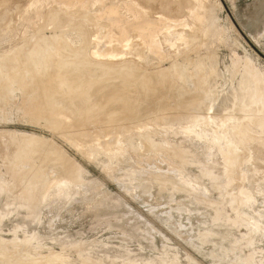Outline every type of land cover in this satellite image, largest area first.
I'll list each match as a JSON object with an SVG mask.
<instances>
[{
  "label": "rangeland",
  "instance_id": "1",
  "mask_svg": "<svg viewBox=\"0 0 264 264\" xmlns=\"http://www.w3.org/2000/svg\"><path fill=\"white\" fill-rule=\"evenodd\" d=\"M83 1L75 3L82 10L94 6L97 13L91 7L89 11L103 19L97 14L114 0ZM115 2L112 7H121ZM201 4L198 38L189 45L187 40H159L161 51L154 60L146 51L149 44L143 45L133 28L131 36L138 37L117 45V40L103 42L107 35L97 19L87 24L93 31L88 52H96L100 62H113L116 69L125 62L131 72L144 67L160 81L144 87L155 103L142 109L140 118L120 119L129 110L111 111L98 121L85 119L84 135L76 136V126L66 125L58 113H24L15 106L23 95L14 88L11 101L0 108V264H264V124L250 127L255 136L249 146L240 134L237 145L231 137L223 139L238 122L252 124L264 110L249 92L256 83L264 86V0ZM41 9L39 0H0V59L36 48L41 42L34 37L42 33L82 47L84 39L72 29L52 32L53 21L51 26L48 19L36 18ZM21 12L31 17L20 20ZM180 13L172 20H184ZM41 25L49 30L43 32ZM196 25L185 29L195 33ZM111 48L121 53L118 59L112 58ZM137 52L144 54L140 60ZM72 55L65 60L78 58ZM207 58L214 64L210 105L203 107L208 93H201L191 108H184L189 93L176 82L181 79L173 66ZM52 71L57 74L59 68ZM58 85L68 107L76 87L61 80ZM233 95L242 110L232 108ZM83 110L86 115L89 108ZM115 113L120 114L117 120L112 118ZM55 159L58 169L49 167ZM28 168L37 173L31 175Z\"/></svg>",
  "mask_w": 264,
  "mask_h": 264
},
{
  "label": "bare ground",
  "instance_id": "2",
  "mask_svg": "<svg viewBox=\"0 0 264 264\" xmlns=\"http://www.w3.org/2000/svg\"><path fill=\"white\" fill-rule=\"evenodd\" d=\"M39 1H41L42 3V9L38 13V15L35 16L36 18L48 19L46 20V21H49L48 23L53 21L52 23L55 24L56 28L54 27V24L53 26L51 23L49 24L53 28H55V29L51 28L52 32L53 30L54 32L56 30H59V28H62L61 30L65 32H67L68 30L70 32V30L72 29L71 31H75L76 33H78L77 35L81 36V38L84 39V44L82 45V47L78 49H77V46L75 47L74 45L73 46L75 48H72L69 42L62 40V39H57V38H55L57 41L54 44L55 39L54 38L51 39V36L50 38H47L46 36L44 37L41 36V35H44L43 33L38 34L41 31L40 32H37V31L40 30L42 25L40 28H37L38 30L36 31L35 34H38V36L36 35L37 36L36 37L33 34L35 37L34 36L32 37L36 39L39 37L38 41L41 42L39 46L37 45L35 48V45H34L33 49H32V46H30L29 47L30 51H23L25 49H22L19 52H15L14 54H12L13 56L11 57L6 56V58L0 59V60H3L2 62H0V66H1L0 69L2 71V73L0 74V77H1L0 108L4 109L6 106L5 104L11 101L12 95L14 93V88L17 87L21 91L23 97H19L22 100V103L19 106L18 105H15V106H17L19 109L22 108L24 113L27 111L29 112L45 111L47 113H58L61 117L64 118L66 125H68L69 127L76 126V129L72 130V134L76 136L79 134L84 135L83 133H85V129H86L85 126H87L86 123H84L85 119L88 120L89 118H93L98 121L99 119L109 115L111 111L113 112L121 111L122 112L125 109L129 110V112H127L125 115L124 113H121V115L119 113L112 114V118L116 120L119 118L120 119L121 118L123 119L140 118L142 115L141 113H143L142 109L144 111V108L148 106L152 107V105H154L155 103L154 100H150L151 95H148L147 93L148 90H146V88L144 87H147L150 84L155 85L156 83L160 82V81H157L156 76H154L152 73H146L147 71H146V68L144 67H139V69L136 71L132 69V71L134 72H131L129 69H127L130 66L126 65L125 62L120 61L119 62L120 67L116 69V67L115 68L113 67L112 61H111L112 64L110 65L104 64L100 62L101 59H98L100 57L97 56L96 52L89 53L88 50H90L89 48L91 47L88 48V45L91 39L90 37L92 36L91 33H93V31L90 30L92 29L91 26L89 29L88 25H92L93 23L92 21L96 22V19H97L99 23L98 26L103 24L106 35L110 37L108 38L105 35L101 37L103 39V42H108V43L113 42L114 43L117 40V45L119 41L120 42L123 41V43L128 42L127 40L129 36H131L132 31H133L131 28H133L134 30L138 32V34L141 35L140 36L142 37L141 39L144 40L142 41V43L146 41L149 44V45L146 44L147 46H149V48H147L146 45L143 46L144 43L142 47H146V51H148L149 53V54L147 53L148 56L150 55L151 56L150 59L152 58L151 60L158 58L157 55L161 51V49L158 48L159 44H157L159 40L164 41V39L165 40H170V39L177 40L178 39L177 41L183 40V42L187 40L185 44L189 45L193 42L192 41L193 39L198 38L197 34L199 33V31L201 32V29H202V27L200 26L201 19H200V14H199V10L203 6L201 4L202 0H122L118 3H116L115 0L114 1L111 0L115 2V4H120L121 7L117 8L116 5H114L115 7H112L113 2H112V5H110L111 7H108V5L107 6L105 5L107 9H105V11L100 10L101 12L98 11L99 13L97 14L98 16L102 14L103 19L102 18L98 19L95 14H92V12L89 11L92 8L93 12L97 13L94 6L89 5L88 7L86 5L84 7L86 9L82 10L81 7L83 8V6L81 7L77 6L78 4L75 3L77 2V0H60V2L58 0H39ZM55 1H58L59 3ZM85 1L86 0H84L83 3ZM99 1L102 2V0H99ZM97 3L99 4V2ZM49 5H51V8L47 9L46 7L47 6L49 7ZM101 6L102 5H100V7ZM84 10H87L89 12L84 11ZM145 11H148L149 13L146 14L147 12L145 13ZM180 12L184 13L183 16L185 19L182 21L180 20L173 21L177 13H180ZM25 13L26 14H24L23 12L19 13L18 18L20 20L21 19L28 20L31 16L28 12H25ZM78 13L79 14L81 13V16L84 17L82 18V20L79 19L80 21L77 20L80 16V15L78 16ZM75 16H77L78 18H76ZM179 16H181V13ZM10 18H12V16ZM44 23H46L45 20H44ZM194 24H197L196 25L197 33L189 32L185 29L186 26H188V28H191L192 26H194ZM46 25L42 27L43 32L47 30L46 28H45L46 30H44V27H46ZM158 25H161V26H158ZM171 27H177L178 30L173 33H170V31L167 32V30H169ZM135 33L136 32L134 31V34ZM138 34H136V36ZM132 36L130 37V39L132 38ZM136 36L134 35L133 37L136 38ZM99 44L100 42H97V43L95 42V45H99ZM121 46L122 45H119L118 49ZM130 46L127 47L128 52H129ZM115 48H116V45H115ZM27 49L28 48H26V50ZM111 49H113V50H110L113 53L115 51H119L117 49L114 50V48H111ZM153 51H155L156 54L153 53ZM59 52L62 53L61 56L58 55L59 57L57 58V61L56 60L54 61V59H56L55 58L56 53H59ZM125 52L126 51H124V54ZM180 52H178V54ZM120 54L118 52H115V55H113L112 58L118 59L119 58L118 55ZM132 54H134V52ZM54 55L55 57H53ZM71 55L72 56L76 55L78 58L74 59V61L67 62L65 60L66 59L65 57L68 58V56H71ZM142 56H144V54L139 53V52H137V54L135 55V57H137L139 60L143 58ZM208 59L209 58L204 59V60L199 59L197 61L186 59L187 60L186 65H183V66H179L178 64L174 66L172 65L173 68L174 67L176 68V69H173L175 70V73H176V75L175 73L174 75L181 79V81L179 80L180 82L177 80L176 82L182 83L185 89L187 88L188 90L185 93H189L188 99H185L183 101L184 108H191V106H193L197 97L201 93H208V97L206 99L204 98L202 101L203 107H205L208 104L210 105V100L212 98V96H210V93L214 89L213 83L211 84V76H213L212 69H213L214 64L213 66L209 65ZM119 60H122V59H119ZM133 63L135 64V62ZM188 65L191 66V67H188L189 69L187 68ZM207 66L209 70H207V74L205 73V77H202L203 81L200 82L199 81L201 79L200 74L201 72H203L202 69L207 68ZM55 67L59 68V73L52 74L53 73L52 69ZM109 67L114 68V71L111 70ZM145 67H148V66H145ZM12 69L13 71H11ZM60 80L64 81L67 87L69 86L76 87V88H73L72 91H70L71 94L73 92V95L68 99V101L70 100L71 102V104H68L69 105L68 107L65 106L67 105L65 103L66 100L62 96V93L64 92L63 88L58 85V82ZM172 81H175V80L172 79ZM245 84H246V81H245ZM138 85L139 86L142 85L140 86V88L142 87V90L137 89ZM174 85L176 86L175 83ZM175 86H173V88L171 89H173L176 92L177 89L174 88ZM141 91H144L146 93L144 94ZM168 92H170V89ZM249 92L250 94H252V98H254L255 101L256 100L259 101V103H261L262 107L264 108V86L259 83H256V85H253L252 88H250ZM239 96H240V93H239ZM16 98L17 96H15V99ZM222 99L224 101H228L229 97L228 95H223ZM236 99H237L236 96L233 95L232 97L233 107L232 108L238 109L241 107L240 110H242L243 109L242 105H240L237 101H235ZM159 102L160 104L163 103L161 101ZM84 107H86V109L89 108V110L86 111L87 113L86 115H84L83 113ZM126 107H129V108L127 109ZM261 112H260L261 115L259 117H256L255 122L252 124H249L250 120L246 122L244 121L238 122L235 126H233L232 131H230L228 135L223 136V139L226 140V139H230L231 137L232 140L233 139L235 140L234 142H232V144L235 143V145L241 143V141L244 139L245 144L249 146L251 144L252 138L255 136V132H253L250 127L256 124L258 125L264 124V110H261ZM74 114H77V115H74ZM118 115H120L119 118H118ZM73 116L79 119L80 121L77 120L78 121L77 122ZM30 120L31 122H35L32 119ZM214 134L215 132L211 134L212 137H214ZM239 134L241 137V141L236 140L238 138L237 135ZM260 134L264 136V130H262ZM44 152L45 151H43V153ZM43 153H42V156L45 157ZM47 155H49V153ZM58 156L61 157L60 155ZM55 160H52V161H54L56 164L54 165L51 162L50 163L51 165H49V167L53 165V166H56V168L57 167L59 168L58 163L61 160L59 158L60 161L58 160V163H57V159ZM41 163H42V159H41ZM53 166L51 168H54ZM41 167L43 168L44 166L42 165ZM44 168L46 170V167ZM31 170L32 169H29L27 171L29 173L31 172L30 174L33 175L32 172L34 173L35 170L34 171L33 170L31 171ZM48 262H50V260Z\"/></svg>",
  "mask_w": 264,
  "mask_h": 264
}]
</instances>
